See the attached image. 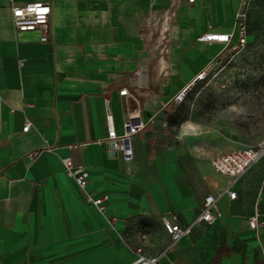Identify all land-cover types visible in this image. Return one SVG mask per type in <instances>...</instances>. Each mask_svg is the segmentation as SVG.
Wrapping results in <instances>:
<instances>
[{
    "label": "crops",
    "instance_id": "crops-1",
    "mask_svg": "<svg viewBox=\"0 0 264 264\" xmlns=\"http://www.w3.org/2000/svg\"><path fill=\"white\" fill-rule=\"evenodd\" d=\"M33 1L52 8L45 42L12 26L10 7ZM239 3L179 1L161 52L156 26L151 35L142 22L165 16L170 0H0V264H137L136 247L157 264H264V155L233 183L210 160L246 145L216 124L195 123L191 135L182 125L192 121L160 122L162 107L223 50L198 36L230 32ZM125 88L133 96L120 95ZM138 115L146 125L132 137L128 169L105 138ZM65 158L86 169L83 189ZM206 194L219 217L194 222ZM103 195L100 208L87 201ZM164 214L191 225L189 235L172 243Z\"/></svg>",
    "mask_w": 264,
    "mask_h": 264
},
{
    "label": "built area",
    "instance_id": "built-area-1",
    "mask_svg": "<svg viewBox=\"0 0 264 264\" xmlns=\"http://www.w3.org/2000/svg\"><path fill=\"white\" fill-rule=\"evenodd\" d=\"M181 0H170V5L166 13L161 19L155 14L146 16L143 19L142 27L148 29L151 35L154 34L152 30L153 26H156L162 48L161 52H166L169 39L170 26H165L171 21L173 17L174 9L177 7L178 2ZM187 3H193L194 0H184ZM249 0H240L239 7L234 14V27L230 32H218L213 30L211 27L206 32L198 36L197 40L205 43H219L223 45L225 49H235L247 44L248 29L246 21V9ZM52 13L51 5L48 2L33 1L28 2L21 6H11V22L15 32H33L38 31L40 33V41L45 42L49 39L50 33V16ZM151 29V30H150ZM216 60L212 61L206 68L201 70L196 81L205 80L209 75L210 71L214 69ZM120 95L133 96L127 88L119 91ZM186 94L185 89L181 90L175 97L174 102L179 103L182 101ZM168 104L162 107L159 113L163 114V118L160 120L161 125L166 126L165 116L167 111L171 110ZM155 118L152 117L150 122ZM30 122H27L23 127V131L26 132L30 128ZM145 123L140 120L138 116H129L123 123V132L117 134L114 129L108 131V136L105 141L108 142L113 150L120 151L122 153L123 160L128 169L131 168L133 161V148H132V137L139 133L144 127ZM264 155V138L254 146L238 147L236 149L224 152L213 157L210 160V164L213 169L220 173L232 178L234 183L240 177H242L251 166L257 162V160ZM64 172L68 178L74 181V183L81 189H83L87 183L88 174L83 166H73L70 158L63 160ZM227 191V190H226ZM231 199L235 198L234 192H228ZM107 196L92 197L88 196L87 201L94 205L96 208H100L102 202ZM219 217V210L217 206V198L212 194H206L203 199V204L200 214L197 216L194 222H206L208 224L216 222ZM168 214L161 216L162 224L166 232L170 235L172 243L179 241L181 238L188 236L191 231V225L180 226L174 222L176 217ZM258 226L257 217L253 216L248 219V227L250 229H256ZM136 255L137 264H157L159 255L157 256H145L141 247L134 249Z\"/></svg>",
    "mask_w": 264,
    "mask_h": 264
},
{
    "label": "rangeland",
    "instance_id": "rangeland-1",
    "mask_svg": "<svg viewBox=\"0 0 264 264\" xmlns=\"http://www.w3.org/2000/svg\"><path fill=\"white\" fill-rule=\"evenodd\" d=\"M246 21L248 43L222 50L210 75L192 84L182 101L173 104L171 129L192 121L182 125L184 133L196 135L195 123L216 124L235 144L254 146L264 138V0H249Z\"/></svg>",
    "mask_w": 264,
    "mask_h": 264
},
{
    "label": "water",
    "instance_id": "water-1",
    "mask_svg": "<svg viewBox=\"0 0 264 264\" xmlns=\"http://www.w3.org/2000/svg\"><path fill=\"white\" fill-rule=\"evenodd\" d=\"M140 75H141V83H140V86H146V81H147V72H146V69H141ZM190 86H187V88H185V91H187L190 88Z\"/></svg>",
    "mask_w": 264,
    "mask_h": 264
},
{
    "label": "trees",
    "instance_id": "trees-1",
    "mask_svg": "<svg viewBox=\"0 0 264 264\" xmlns=\"http://www.w3.org/2000/svg\"><path fill=\"white\" fill-rule=\"evenodd\" d=\"M247 29H248V27H247ZM248 37H249V35H248ZM247 43H248V38H247ZM217 59H219V57L217 58ZM173 108H171V110H169V111H167V115L165 116V121H166V123H167V125L168 126H170L171 124L169 123V116L173 113Z\"/></svg>",
    "mask_w": 264,
    "mask_h": 264
},
{
    "label": "bare ground",
    "instance_id": "bare-ground-1",
    "mask_svg": "<svg viewBox=\"0 0 264 264\" xmlns=\"http://www.w3.org/2000/svg\"><path fill=\"white\" fill-rule=\"evenodd\" d=\"M219 44V43H218ZM222 45V44H221Z\"/></svg>",
    "mask_w": 264,
    "mask_h": 264
}]
</instances>
